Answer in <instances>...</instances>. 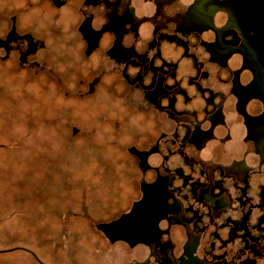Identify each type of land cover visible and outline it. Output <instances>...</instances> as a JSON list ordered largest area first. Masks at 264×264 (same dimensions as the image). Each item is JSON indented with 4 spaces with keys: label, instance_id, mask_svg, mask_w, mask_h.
I'll use <instances>...</instances> for the list:
<instances>
[{
    "label": "flooded vegetation",
    "instance_id": "1",
    "mask_svg": "<svg viewBox=\"0 0 264 264\" xmlns=\"http://www.w3.org/2000/svg\"><path fill=\"white\" fill-rule=\"evenodd\" d=\"M67 3L36 6L48 15ZM75 7L72 30L83 54L111 62L97 73L83 70L80 82L93 91L104 73L110 81L117 72L129 87L122 104L147 113L157 130L145 145L128 149L140 171L128 205L96 223L126 213L143 196L132 207L138 221L127 232H109L111 238L97 227L102 237L143 247L128 264H264V0H78ZM20 13L0 25V61L33 68L46 42L16 28ZM208 29L210 38L189 41L190 33ZM164 43L204 63L198 79L178 86ZM232 52L240 54V66L227 83H217L209 66L224 65ZM242 68L250 72L246 82ZM250 98L261 105L251 115Z\"/></svg>",
    "mask_w": 264,
    "mask_h": 264
},
{
    "label": "rangeland",
    "instance_id": "2",
    "mask_svg": "<svg viewBox=\"0 0 264 264\" xmlns=\"http://www.w3.org/2000/svg\"><path fill=\"white\" fill-rule=\"evenodd\" d=\"M36 3L0 0V25L20 11L16 28L46 42L34 54L40 64L33 68L0 61V249L16 246L0 252V264H128L143 247L109 241L95 223L128 205L140 178L128 149L145 145L157 130L147 113L122 104L129 87L117 72L110 81L104 73L93 91L80 82L83 70L97 73L111 62L83 54L72 30L78 0L48 15ZM222 17L219 12L215 22ZM211 36L208 29L187 37L195 44ZM162 46L176 64L178 86L206 68L180 45ZM240 62L232 52L224 65L210 64L211 77L227 83ZM249 78V70L240 69L239 79ZM260 107L250 98L245 111L255 114Z\"/></svg>",
    "mask_w": 264,
    "mask_h": 264
},
{
    "label": "water",
    "instance_id": "3",
    "mask_svg": "<svg viewBox=\"0 0 264 264\" xmlns=\"http://www.w3.org/2000/svg\"><path fill=\"white\" fill-rule=\"evenodd\" d=\"M141 189H142V186H141ZM142 191H143V189H142ZM142 197L137 201H133L130 209L126 213L120 214L117 218L111 220L110 222L96 223V227H99L100 229H102L103 232L105 233V235H107L109 238H111L109 232L114 231V229L118 231V229H119L118 225H116V223H118L119 225H123L126 228H128L127 226H129L131 223L133 224L134 222L138 221L137 217H135V213L134 212L132 213V207H133L134 203L139 202L142 199Z\"/></svg>",
    "mask_w": 264,
    "mask_h": 264
},
{
    "label": "trees",
    "instance_id": "4",
    "mask_svg": "<svg viewBox=\"0 0 264 264\" xmlns=\"http://www.w3.org/2000/svg\"><path fill=\"white\" fill-rule=\"evenodd\" d=\"M13 248H16V246H12V247H7V248H3V249H0V252L1 251H4V250H11V249H13ZM24 250H26V249H24ZM27 252H29L33 257H35L34 256V253L32 252V250H26Z\"/></svg>",
    "mask_w": 264,
    "mask_h": 264
},
{
    "label": "bare ground",
    "instance_id": "5",
    "mask_svg": "<svg viewBox=\"0 0 264 264\" xmlns=\"http://www.w3.org/2000/svg\"><path fill=\"white\" fill-rule=\"evenodd\" d=\"M116 225H118V228L120 229V231H125V232H127L128 230H127V228L125 227V226H123V225H119L118 223H116ZM118 229V230H119Z\"/></svg>",
    "mask_w": 264,
    "mask_h": 264
}]
</instances>
